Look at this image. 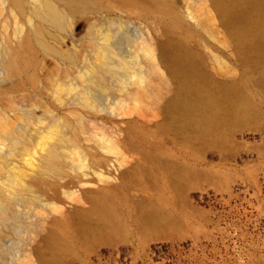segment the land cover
<instances>
[{"label": "rangeland", "instance_id": "1", "mask_svg": "<svg viewBox=\"0 0 264 264\" xmlns=\"http://www.w3.org/2000/svg\"><path fill=\"white\" fill-rule=\"evenodd\" d=\"M56 1L0 0V63L32 40L0 64V129L28 149L0 141L27 185L0 174V264H264V0ZM101 193L111 225L80 214Z\"/></svg>", "mask_w": 264, "mask_h": 264}, {"label": "bare ground", "instance_id": "2", "mask_svg": "<svg viewBox=\"0 0 264 264\" xmlns=\"http://www.w3.org/2000/svg\"><path fill=\"white\" fill-rule=\"evenodd\" d=\"M15 1L19 2L20 0H15ZM60 1L65 3V5L76 7L79 3H84L88 0H60ZM38 12L41 16L46 17V18L48 17L51 19H59L61 15V10L59 9L56 0H43V3L38 7ZM226 13L229 17H234L238 13V11L234 10L233 8H229L226 10ZM103 35L108 37L110 36V32L109 31L105 32L103 33ZM9 48L10 49H9V52L7 53L6 58L3 57L5 60L3 62L1 61L2 64L1 63L0 64L1 66H3V71H5V68H6V72L10 73V72H13L19 69V63H20L22 56H27L29 53H31L32 51L31 37L29 36V34L23 35L15 46H12ZM186 60H187V55L183 52L175 53L173 56V61L178 66L179 70L181 71L180 77L183 80H187L185 77L186 70H187ZM101 70L95 65L89 64L86 72L90 75V78H92V80H95L97 78L101 79L103 77ZM2 89L4 88H0V95L7 93L6 90H2ZM57 126L60 127L61 125L58 124ZM18 128H20V126H18ZM16 129L17 128H15L13 131H7V132L5 131L6 133L0 129V141L9 139L10 146L9 144L8 146L10 147L9 154L11 155L15 154L16 151L20 149L23 151L28 150L27 144L22 142L23 136L21 132L19 131L21 128L17 130ZM55 156L56 154L55 153L53 154L51 150H48L47 153L44 154V157L46 158L47 163L50 165H52L55 162V159H54ZM6 166L7 165L5 161L3 160V156H0V174L7 171V175H6L7 176L6 180L8 179L7 183H9L10 185L16 184L26 189L27 185L21 179V170L19 169V166L16 164L9 165L7 168ZM131 166H128L124 170V172L129 170ZM4 183L6 184V182ZM13 195H11V193L7 191L0 193V218L1 217L3 218L4 216L9 214L8 207H10V205H13V203L15 202L16 196H13ZM95 198L96 199L93 200L94 203L90 208L81 210L80 212L81 216L85 217L86 215L91 214L97 217L102 222H104V224L111 225L114 221L113 204L111 202V199L109 198V196L104 195L102 193L96 195Z\"/></svg>", "mask_w": 264, "mask_h": 264}]
</instances>
